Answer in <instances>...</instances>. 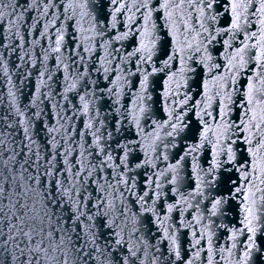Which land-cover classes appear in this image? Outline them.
I'll return each mask as SVG.
<instances>
[{
	"label": "water",
	"instance_id": "1",
	"mask_svg": "<svg viewBox=\"0 0 264 264\" xmlns=\"http://www.w3.org/2000/svg\"><path fill=\"white\" fill-rule=\"evenodd\" d=\"M250 86L264 0H0V264H264Z\"/></svg>",
	"mask_w": 264,
	"mask_h": 264
},
{
	"label": "snow or ice",
	"instance_id": "2",
	"mask_svg": "<svg viewBox=\"0 0 264 264\" xmlns=\"http://www.w3.org/2000/svg\"><path fill=\"white\" fill-rule=\"evenodd\" d=\"M146 6V5H145ZM161 7H167V5H161ZM208 8H211L212 5L209 3L207 5ZM238 5H233V8H237ZM233 25L235 26V20L233 21ZM247 113L245 115H248V122L245 124L244 131L248 132V135L244 136V142L249 146L247 150V156L245 157V164H250V168L245 167L244 171L242 172L240 176V180L243 183H246L249 185V189L245 191L243 187H237L236 191L239 193H242L244 196V201L248 205L247 212L249 216L254 215V207H255V194L256 192L262 191L259 187H257L256 181H259L260 183H264V128H262V125H264V99H260L259 97L255 96L252 87L250 86L249 92L247 94ZM250 114V115H249ZM253 126L257 130V132L260 133V135L255 136L252 134ZM175 125H173V128L175 129ZM224 131H228L227 128L224 129ZM239 126H237L236 132H240ZM201 140L206 139L205 131L200 132ZM227 163L232 164L234 160V153L232 152L231 148L227 151ZM237 171H240L239 169H236ZM233 183H235L233 181ZM60 191V182L57 181V192ZM63 195V193H62ZM250 201V203H249ZM55 202V201H53ZM216 203H219V201H216ZM215 207V205H214ZM73 212L75 213V209H73ZM75 219V216H74ZM245 219H248V216L245 217ZM251 221H249L250 223ZM249 231H252L251 228H249ZM53 231H50L49 233V247H52L51 244V237L53 235ZM26 236H29V239H31V236L28 233H25ZM63 241L61 240V243ZM43 241H40V243L36 244L34 247H30L28 250L29 252H41L43 251L45 253V259H55V257H49L47 250L42 249L40 247V244H42ZM119 243V241H117ZM131 252V249H129ZM125 264H127V261L125 260Z\"/></svg>",
	"mask_w": 264,
	"mask_h": 264
}]
</instances>
